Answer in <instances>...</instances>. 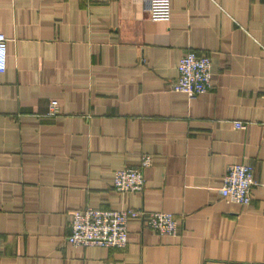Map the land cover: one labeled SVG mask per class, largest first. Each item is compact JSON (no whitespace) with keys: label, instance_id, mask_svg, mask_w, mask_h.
I'll return each mask as SVG.
<instances>
[{"label":"crops","instance_id":"1","mask_svg":"<svg viewBox=\"0 0 264 264\" xmlns=\"http://www.w3.org/2000/svg\"><path fill=\"white\" fill-rule=\"evenodd\" d=\"M146 7L0 0V264H264V0H171L168 21ZM189 50L212 64L194 97L171 88ZM144 156L143 190L118 192ZM235 162L254 167L248 206L219 191ZM88 206L172 212L180 231L131 218L123 249L72 245L69 212Z\"/></svg>","mask_w":264,"mask_h":264},{"label":"built area","instance_id":"2","mask_svg":"<svg viewBox=\"0 0 264 264\" xmlns=\"http://www.w3.org/2000/svg\"><path fill=\"white\" fill-rule=\"evenodd\" d=\"M147 14L151 20L168 21L171 17V0H147ZM264 50V42L260 43ZM7 64V37L0 32V72ZM177 78L171 88L189 97L206 92L212 85L210 56L187 51L177 63ZM59 112L58 102L49 104V114ZM236 128H245L246 122L235 120ZM150 157L144 156L137 167H124L114 172L113 186L118 192H140L145 185L143 168L149 166ZM256 182L254 167L250 163L235 162L227 166L219 188L224 199L242 206L252 200L251 190ZM139 218L145 226L158 234L177 235L179 219L168 211H147L143 208L102 209L85 207L69 212L66 241L75 246H100L123 249L128 241V221ZM2 240L0 236V254Z\"/></svg>","mask_w":264,"mask_h":264}]
</instances>
